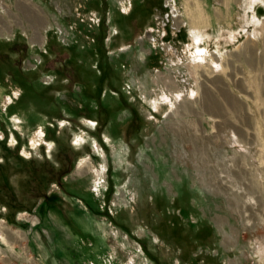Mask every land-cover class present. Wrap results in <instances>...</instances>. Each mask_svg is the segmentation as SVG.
I'll use <instances>...</instances> for the list:
<instances>
[{"label": "rangeland", "instance_id": "1", "mask_svg": "<svg viewBox=\"0 0 264 264\" xmlns=\"http://www.w3.org/2000/svg\"><path fill=\"white\" fill-rule=\"evenodd\" d=\"M13 37L79 66L32 124L0 72V264H264V0H0Z\"/></svg>", "mask_w": 264, "mask_h": 264}, {"label": "trees", "instance_id": "2", "mask_svg": "<svg viewBox=\"0 0 264 264\" xmlns=\"http://www.w3.org/2000/svg\"><path fill=\"white\" fill-rule=\"evenodd\" d=\"M58 44V42H57ZM60 45V44H59ZM61 46V45H60ZM7 49L0 50V72L4 73L7 77H9V82L12 83L13 85L18 86L21 89L20 94L16 98V100L13 103L7 104L5 106V113L10 114L14 108L21 106V109L25 111V119L27 124H32L33 119L32 118H41L43 117L42 113L45 114H53L52 117L58 118L62 115L60 106L57 101V97L51 93L45 92V88H51L55 90H59L62 88L63 84V79H64V72H63V66L66 69L75 71L76 66H79V63L75 62L76 60L73 57H68L69 61L68 63L64 62L65 64H62L63 61L59 62L56 61L57 65L55 66L53 78L48 82V84H42L37 82V73L33 72L34 70L32 69H24L21 67V61H22V56L27 54L28 50L30 49L28 43L26 41H17L15 37L9 39L8 41V46L6 47ZM61 51L63 50V46L60 47ZM21 58V59H20ZM7 60L9 61V67L6 68L4 67L3 61ZM3 70V71H1ZM0 73V74H1ZM36 73V74H35ZM100 76H96V83L95 85H98V90L101 89L100 87V81L99 78ZM59 87V88H57ZM49 103L52 108V110L43 111V109L40 106V103ZM21 112V111H20ZM22 114V115H23ZM42 114V115H41ZM135 114H131L130 120H128V123H131L133 117ZM51 117V118H52ZM116 127V125H115ZM114 127V128H115ZM63 150L59 149L58 154L62 153ZM33 161V159H29L27 161L28 164H30ZM60 167V166H59ZM59 169V168H58ZM47 172V170L45 171ZM68 170L63 171L62 173H58V176L56 178L50 179L48 185L52 182H58V180L63 177V174L68 173ZM71 191V190H70ZM72 192V191H71ZM64 195L60 196L56 192L53 193L52 195L48 196L51 199V204L57 203L58 201H64L65 199L63 198L65 196L66 201L67 199L71 201L70 197V192H64ZM45 198V196L40 195V198ZM57 197L56 200L54 198ZM85 204L89 206L88 201L85 200Z\"/></svg>", "mask_w": 264, "mask_h": 264}, {"label": "bare ground", "instance_id": "3", "mask_svg": "<svg viewBox=\"0 0 264 264\" xmlns=\"http://www.w3.org/2000/svg\"><path fill=\"white\" fill-rule=\"evenodd\" d=\"M3 229H4V228H3ZM9 231H10L9 229H6V228H5V229L3 230V233L6 234V235H9V234L11 235V234H14V233H15V232H13V231H11V233H10Z\"/></svg>", "mask_w": 264, "mask_h": 264}]
</instances>
